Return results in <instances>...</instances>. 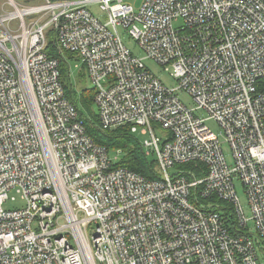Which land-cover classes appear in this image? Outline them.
<instances>
[{
    "label": "built area",
    "instance_id": "2783aa9c",
    "mask_svg": "<svg viewBox=\"0 0 264 264\" xmlns=\"http://www.w3.org/2000/svg\"><path fill=\"white\" fill-rule=\"evenodd\" d=\"M49 25L86 69L99 126L149 135L140 144L156 178L113 166L122 150L87 135L45 51ZM144 58L170 67L219 134ZM9 191L20 207L3 206ZM98 263L264 264V0H143L137 11L123 0H0V264Z\"/></svg>",
    "mask_w": 264,
    "mask_h": 264
},
{
    "label": "trees",
    "instance_id": "16d2710c",
    "mask_svg": "<svg viewBox=\"0 0 264 264\" xmlns=\"http://www.w3.org/2000/svg\"><path fill=\"white\" fill-rule=\"evenodd\" d=\"M46 53L50 57H54L58 61V66L60 70L61 82L64 89L65 97L72 102L76 109L78 120L82 122L85 127L87 135L98 145H102L111 151L120 148L122 150V155L117 162L113 164L115 167H126L132 171L140 173L147 179H153L158 176L156 171V161L154 158H149L145 155L144 150L136 138H133L131 133L125 126L119 127L114 130H104L99 126L97 113L88 109V106L93 101L94 90L93 88L88 89L87 92L81 89L80 94H76L74 87H81L80 82H84L82 75L80 74V79L78 84H72L69 65L70 59H74L72 53L68 51L61 50L54 38L47 39ZM81 100L83 105H80L77 100ZM84 108L87 111L83 110ZM130 133V134H129ZM183 168L193 170L198 173V176L204 174L205 167L200 162H188L182 164ZM203 172V173H202ZM224 206L216 207V210H221L225 225L230 231H233L232 223L234 222V216L232 215L230 208L227 206L226 202L220 201Z\"/></svg>",
    "mask_w": 264,
    "mask_h": 264
},
{
    "label": "rangeland",
    "instance_id": "374dc122",
    "mask_svg": "<svg viewBox=\"0 0 264 264\" xmlns=\"http://www.w3.org/2000/svg\"><path fill=\"white\" fill-rule=\"evenodd\" d=\"M142 1L143 0H123L124 3L130 4L135 11L138 10ZM89 9L93 14L98 16L102 22H105V20H106L105 13L100 10V8L98 7L97 4H91L89 6ZM181 24H182L181 18H178V19L173 21V26H175V27H177ZM45 31H46L48 40L53 38V36H54V26L53 25H49ZM118 33H119V36H120L122 43L129 49V51L131 52L132 55L137 56V57H143L144 53H143L142 49L140 48V46L138 45L136 40L129 34L127 28H124L122 26H118ZM143 62H144L145 67L148 70H150L152 73H154V75H156L162 81V83L165 86H167L168 88L173 90V93L179 98V100L186 107L192 108L195 116L203 118L205 125L211 131L219 134V132H220L219 124L212 118H206V116H207L206 112H204L201 109L195 108L196 104H195L192 96L189 93H187L183 89L177 88V84H178L177 79H176V77L170 75L171 69L169 66L160 65L159 63H157L154 60L149 59V58H144ZM69 71H70V77H71V82H72L73 86H74V84H76V82L78 84V80L80 79V74L82 75L81 79L84 80V82H80V83H82L81 87H79V88L74 87L77 95L80 94L81 89L85 90V92H87L88 89L92 88V86H91V84H90V82L86 76V69L82 65V63L79 62V60L70 59ZM77 102L80 105H83L81 100L79 99V97H78ZM88 109L90 111H93L95 114L97 113V108H96V105L93 101L88 106ZM83 110L87 111L86 108H84ZM164 133H165L164 129L159 127L157 130V128H156L157 136H160L162 138ZM130 135H132L133 138H136L139 141V143H142L143 140L149 138L148 134H141L139 129L135 134L131 133ZM223 150H224V154L226 156L227 161L229 162V164H232L231 150L226 143L223 144ZM114 151L115 150L112 149L109 152L111 155H113ZM148 157L153 158L151 155ZM170 171L173 172L174 169H171ZM234 186H235V190H236L237 196L239 198L240 204L243 207L245 215L250 216V208L248 206L247 196L245 194L242 182L238 178L234 179ZM8 196L10 198L13 197L14 200L9 199L3 204V206L6 209H13L16 207H20L23 204V200L21 198V195L18 192L9 191ZM248 227L251 230V232L255 231L252 220L249 221ZM88 236H89V239L91 240L92 239V231L91 230H89ZM98 264H105V263H98Z\"/></svg>",
    "mask_w": 264,
    "mask_h": 264
},
{
    "label": "bare ground",
    "instance_id": "6f19581e",
    "mask_svg": "<svg viewBox=\"0 0 264 264\" xmlns=\"http://www.w3.org/2000/svg\"><path fill=\"white\" fill-rule=\"evenodd\" d=\"M74 59L76 60V58L74 57ZM85 234L88 236V233L87 232H85Z\"/></svg>",
    "mask_w": 264,
    "mask_h": 264
}]
</instances>
